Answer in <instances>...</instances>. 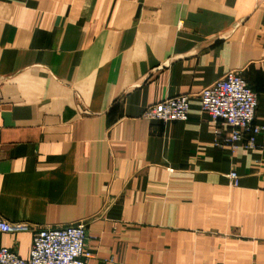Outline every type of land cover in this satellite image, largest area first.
I'll list each match as a JSON object with an SVG mask.
<instances>
[{
	"label": "crops",
	"instance_id": "1",
	"mask_svg": "<svg viewBox=\"0 0 264 264\" xmlns=\"http://www.w3.org/2000/svg\"><path fill=\"white\" fill-rule=\"evenodd\" d=\"M231 72L263 126L264 0H0V219L81 223L88 264H264V135L220 148L200 107Z\"/></svg>",
	"mask_w": 264,
	"mask_h": 264
},
{
	"label": "built area",
	"instance_id": "2",
	"mask_svg": "<svg viewBox=\"0 0 264 264\" xmlns=\"http://www.w3.org/2000/svg\"><path fill=\"white\" fill-rule=\"evenodd\" d=\"M200 107L217 126V145L227 146L233 152L241 146L254 148L255 139L264 135V125L255 124L257 95L246 80L237 73L205 87L199 92ZM189 96L168 97L147 107L142 117L161 123L185 122L188 119ZM221 128L227 130L223 135ZM231 186H237L235 172L226 175ZM32 233L28 259L20 258L14 251L0 247V264H88L91 253L85 248L86 231L81 223L60 227L31 228L22 224L10 225L0 219V233Z\"/></svg>",
	"mask_w": 264,
	"mask_h": 264
}]
</instances>
